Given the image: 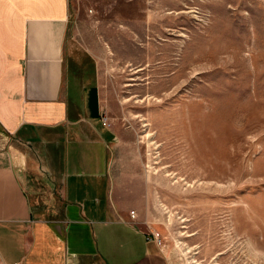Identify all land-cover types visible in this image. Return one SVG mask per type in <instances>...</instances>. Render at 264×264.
<instances>
[{
	"label": "rangeland",
	"instance_id": "374dc122",
	"mask_svg": "<svg viewBox=\"0 0 264 264\" xmlns=\"http://www.w3.org/2000/svg\"><path fill=\"white\" fill-rule=\"evenodd\" d=\"M69 3L107 126L148 170L150 239L170 264H264V0Z\"/></svg>",
	"mask_w": 264,
	"mask_h": 264
},
{
	"label": "crops",
	"instance_id": "0c3cea01",
	"mask_svg": "<svg viewBox=\"0 0 264 264\" xmlns=\"http://www.w3.org/2000/svg\"><path fill=\"white\" fill-rule=\"evenodd\" d=\"M69 20V0H0V264H170L140 225L148 170L101 122L99 63Z\"/></svg>",
	"mask_w": 264,
	"mask_h": 264
},
{
	"label": "built area",
	"instance_id": "2783aa9c",
	"mask_svg": "<svg viewBox=\"0 0 264 264\" xmlns=\"http://www.w3.org/2000/svg\"><path fill=\"white\" fill-rule=\"evenodd\" d=\"M104 114H102V112H101V122L103 123V125H106L107 126V120L104 118V116H103ZM132 215H133V213H131ZM152 237H153V235H152ZM151 237V238H152ZM154 239L155 240H157V238L156 237H154ZM160 242V241H159Z\"/></svg>",
	"mask_w": 264,
	"mask_h": 264
}]
</instances>
